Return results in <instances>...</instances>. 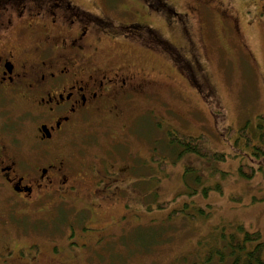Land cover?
Listing matches in <instances>:
<instances>
[{
    "label": "rangeland",
    "instance_id": "1",
    "mask_svg": "<svg viewBox=\"0 0 264 264\" xmlns=\"http://www.w3.org/2000/svg\"><path fill=\"white\" fill-rule=\"evenodd\" d=\"M70 1L102 17L117 38L94 32L91 43L102 50L100 64L148 74L157 85L120 118L107 113L80 129L78 144L88 146L81 167L85 176L75 191L64 193L70 203L57 202L60 195L52 188L11 214L14 205L0 194V264H192L238 225L264 234V159L229 137L232 129L244 127L256 134L264 114V0ZM134 23L149 25L172 52L158 44L147 48L148 37L141 42L123 37L126 31L141 33L121 28ZM178 54L188 63L196 60L194 84L186 81L189 72ZM160 118L169 124L160 126ZM171 132L207 136L209 148L226 160L180 155L170 144ZM16 133L28 146L25 134ZM75 148L65 142L54 155L66 157ZM94 154L105 159L99 170L119 174V181L107 184V194L98 193V175L89 171ZM242 165L256 168L251 179L241 175ZM188 169L198 172L186 179ZM191 175L202 183L195 186ZM165 202L168 208L159 209ZM87 207L92 215L78 212ZM178 209L184 218L169 216ZM200 209L209 215L199 217ZM26 214L31 216L19 220Z\"/></svg>",
    "mask_w": 264,
    "mask_h": 264
},
{
    "label": "flooded vegetation",
    "instance_id": "2",
    "mask_svg": "<svg viewBox=\"0 0 264 264\" xmlns=\"http://www.w3.org/2000/svg\"><path fill=\"white\" fill-rule=\"evenodd\" d=\"M100 18L70 0H0V194L14 205L11 214L18 205L28 206L52 188L60 195L57 202L70 203L64 193L75 191L79 178L85 176L81 167L88 146L78 144L80 129L93 118H106L107 113L120 118L134 100L149 98L155 91L157 84L148 74L111 65L107 69L99 63L102 50L91 43L94 32L117 39L109 32V23ZM130 27L141 33L131 36L126 31ZM121 28L126 31L123 37L131 41L148 37L152 44L146 47L155 49L158 44L172 52L145 23L122 24ZM177 60L189 72L184 73L186 81L197 82L196 60L195 67L180 54ZM161 119L160 126L168 123ZM16 132L25 134L28 146ZM65 142H73L76 153L55 156L54 150ZM99 160L105 159L94 154L89 171L98 175V193L107 194V184L119 181V174L105 167L99 170ZM135 168L137 163L130 167V175ZM102 183L106 185L101 187ZM87 208L78 212L92 215Z\"/></svg>",
    "mask_w": 264,
    "mask_h": 264
},
{
    "label": "trees",
    "instance_id": "3",
    "mask_svg": "<svg viewBox=\"0 0 264 264\" xmlns=\"http://www.w3.org/2000/svg\"><path fill=\"white\" fill-rule=\"evenodd\" d=\"M229 137L235 138V145L237 147H240L239 143L243 141L245 148L249 149L252 156L257 159H264V114L258 117L256 134L251 133L247 127H244L239 130L232 129ZM169 139L170 144L181 151L180 155L193 153L209 161L224 162L226 160L223 153L209 148L208 138L205 135L193 137L181 133H172ZM153 160L155 162L158 161L156 157ZM191 171L198 172L195 169H188L185 174L186 179L188 178L187 173ZM239 171L244 178L251 179L256 172V168L254 166L242 165ZM191 176L193 177L194 184L196 183L199 186L202 183L201 177ZM209 191V187L205 188L203 195L207 196ZM215 191H221L220 187L216 186ZM169 205L166 202L159 203L158 208L165 210ZM183 213V209H178L171 212L169 216L184 218ZM208 215H204V210H199V217ZM72 233H75V229ZM143 249L145 250L146 248L144 247ZM145 253L139 254V257ZM192 264H264V234L260 231H250L244 225H238L234 231L222 233L215 245H207L202 252V256Z\"/></svg>",
    "mask_w": 264,
    "mask_h": 264
}]
</instances>
